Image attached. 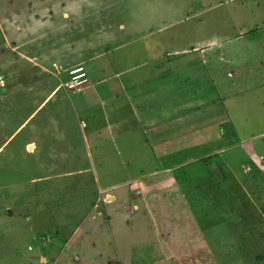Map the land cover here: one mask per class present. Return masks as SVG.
I'll list each match as a JSON object with an SVG mask.
<instances>
[{
  "label": "rangeland",
  "instance_id": "1",
  "mask_svg": "<svg viewBox=\"0 0 264 264\" xmlns=\"http://www.w3.org/2000/svg\"><path fill=\"white\" fill-rule=\"evenodd\" d=\"M262 155L264 0H0V264H264Z\"/></svg>",
  "mask_w": 264,
  "mask_h": 264
},
{
  "label": "crops",
  "instance_id": "2",
  "mask_svg": "<svg viewBox=\"0 0 264 264\" xmlns=\"http://www.w3.org/2000/svg\"><path fill=\"white\" fill-rule=\"evenodd\" d=\"M123 25H121V28H122V30H121V32H124V30L123 29H125L126 27L124 26V28L122 27ZM116 43V42H115ZM127 44L128 43H126L125 44V42H122V43H119V44H117L116 43V45H114V49L113 50H111L110 52H108V54H99L97 57H94L93 59H89V61L87 62V64L88 63H92V64H94V66H96L97 68H95L96 69V76L98 75V76H100L98 79L96 78V79H93V76L90 74V72H88L87 71V83H86V85H87V87L85 88L86 90L84 91V93L86 92V91H89V96H91L92 95V97L94 96V98H92L91 97V99L93 100L92 102H94V101H100V105H95L94 107L95 108H98L99 110H102V108H103V106L105 107V105H101L104 101H109V103H108V105H107V107L108 108H112L113 107V109H114V107L116 106V108L118 107V108H120L121 109V107L123 106V101H128V98H127V96H129V100H130V108L132 109V110H135V111H137V109L140 107V106H145V108H146V110H148L149 111V107L152 109V105H153V103H150L149 101L150 100H148V102H147V99L148 98H143L141 95H142V93L141 92H143L142 90H143V88L141 87V89H140V86H142V83L139 81V84H138V82L136 81L137 79H135V77H134V81H135V83H134V96H132V94L131 93H133V90L131 89V88H129V85H127V84H125V87L127 88V91H126V94H125V97L124 98H120V97H117V98H115V104L112 106L111 105V97L110 98H108V97H106V96H108V93H105V92H107L106 90H105V88H107V84H108V82H110L112 79L114 80L115 78H118V77H122L121 76V73H115L114 75L112 74V75H110V76H108L107 74H104L103 73V71H105V69H104V66L105 65H100V63H96L97 61L95 60L96 58H98V57H101L100 59H102V60H104L103 58H105L104 56H109L110 54H114L115 56H116V54H115V52H117V51H122V50H124V49H126L127 48ZM83 51V50H82ZM83 54L85 55L86 54V51L85 52H83ZM116 57H114V56H111V58L109 57L108 58V60L110 61V65L111 66H116V65H118V61H117V59H115ZM88 70V69H87ZM103 73V74H102ZM106 75V76H105ZM121 84H122V86H123V83L122 82H120ZM143 84H144V82H143ZM131 85H133V84H131ZM141 91V92H140ZM128 92H130V94L128 93ZM83 93V94H84ZM154 94H156V93H152L151 94V96H153ZM52 97V96H51ZM102 101V102H101ZM118 101V102H117ZM152 102V101H151ZM47 104V103H46ZM46 104H44L45 106H46ZM92 104L93 103H91V105H90V107H89V111L90 110H92V109H94V107L92 106ZM152 104V105H151ZM44 105H42V106H44ZM42 106H40V108H44V107H42ZM124 106H126V105H124ZM116 108L114 109V110H116ZM140 110V109H139ZM165 111H167V110H165ZM116 113H120V111L118 110H116L115 111ZM112 113V112H111ZM164 113H166V112H164ZM121 114V113H120ZM122 115V114H121ZM186 116H188V114L186 113V115H180V116H177V118L176 119H174V122L176 123V124H174V133L175 134H177V133H179V131H182L181 129H182V127L184 126V125H189V124H196V126L198 125V124H201L202 123V120H203V117H202V114L201 115H199L198 117H191V121L190 122H188V123H186L185 122V117ZM190 116V115H189ZM32 116H30V118H31ZM162 117L163 118H165V122H163L162 124H161V126H162V137H163V139H166L168 136H169V133H170V131H171V129H172V127H171V120L169 121V120H166V114H163L162 115ZM83 117H81V119H82ZM124 118V117H123ZM171 119V118H170ZM83 120V119H82ZM81 120V121H82ZM125 120V118L124 119H120V121H119V123H120V125H122V124H124V123H122L123 121ZM84 121V120H83ZM118 121V120H117ZM117 121H112V122H110V123H108L109 125H108V127H113V126H115L114 124L116 123V124H118L119 125V123L117 122ZM86 124V125H85ZM84 125H85V127L87 128V129H85L83 132L86 134V135H88L89 137H95L94 135H95V130L94 129H91V131L89 130V126L87 125V123L85 122L84 123ZM106 124L104 123V125L103 126H105ZM85 127H83V128H85ZM23 128H25L24 127V124L20 127V129L18 130V131H20L21 129H23ZM81 128H82V125H81V127H80V130H81ZM105 128H107V125H106V127ZM115 128V127H114ZM108 129V128H107ZM83 130V129H82ZM161 131V130H160ZM93 133V134H92ZM152 135L153 136H155V138L156 137H159L160 135H158L156 132H155V130L152 132ZM109 135H107L106 136V138H104L103 140H102V142H104V140L105 139H107V142H110L111 140H112V142L111 143H113L115 140L114 139H116V136L114 135V136H112V137H109ZM84 138H85V136H84ZM29 146H33L34 147V145L33 144H30ZM89 147V146H88ZM105 155V154H104ZM198 155H202V154H198ZM197 155V156H198ZM197 156H193V157H197ZM187 157V156H186ZM193 157H191V158H193ZM201 158H203V157H198L197 159H192V160H196V161H199V160H201ZM200 162V161H199ZM182 164H184V162H182Z\"/></svg>",
  "mask_w": 264,
  "mask_h": 264
},
{
  "label": "built area",
  "instance_id": "3",
  "mask_svg": "<svg viewBox=\"0 0 264 264\" xmlns=\"http://www.w3.org/2000/svg\"><path fill=\"white\" fill-rule=\"evenodd\" d=\"M71 79L69 83L67 84L69 87H80L83 83L86 82L85 73L83 72L82 67H77L74 70L70 71ZM262 167L264 169V156H259V167ZM252 170L251 165H247L246 171Z\"/></svg>",
  "mask_w": 264,
  "mask_h": 264
},
{
  "label": "trees",
  "instance_id": "4",
  "mask_svg": "<svg viewBox=\"0 0 264 264\" xmlns=\"http://www.w3.org/2000/svg\"><path fill=\"white\" fill-rule=\"evenodd\" d=\"M212 159V158H211ZM208 160H209V158H206V157H203V158H201V160H199L200 162H208ZM259 170H263L264 171V169H262V167L260 166V167H257Z\"/></svg>",
  "mask_w": 264,
  "mask_h": 264
},
{
  "label": "bare ground",
  "instance_id": "5",
  "mask_svg": "<svg viewBox=\"0 0 264 264\" xmlns=\"http://www.w3.org/2000/svg\"><path fill=\"white\" fill-rule=\"evenodd\" d=\"M30 148L32 149V148H33V146H30Z\"/></svg>",
  "mask_w": 264,
  "mask_h": 264
}]
</instances>
